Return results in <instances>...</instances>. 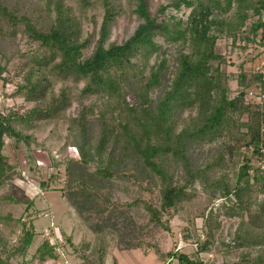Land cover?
I'll list each match as a JSON object with an SVG mask.
<instances>
[{"label":"trees","instance_id":"16d2710c","mask_svg":"<svg viewBox=\"0 0 264 264\" xmlns=\"http://www.w3.org/2000/svg\"><path fill=\"white\" fill-rule=\"evenodd\" d=\"M76 1L81 15L67 0H0V79L14 85L10 97L31 104L26 109H0V188L21 174L19 164L6 153L8 145L15 155L25 152L30 158L32 145H40L33 132L66 121V140L58 155L51 153L52 171L40 180V186L48 190L62 174L65 177L60 187L64 200L95 234L93 254L83 257L87 264H107L104 243L108 235L117 250L154 249L166 264H230L217 259L229 252L237 256L232 264H264V103L249 98L253 90L264 97V73L240 66L238 91L230 95L228 77L222 70L228 60L216 50L219 35L215 31H223V24L209 17L212 6L219 8L224 2L228 11L235 2L248 0H174L156 11L152 0ZM199 7L196 23L177 16L186 8L196 11ZM96 8L102 11L101 24L84 38L82 16ZM248 8L250 17L257 20L246 38L250 40L252 35L264 45V0H249ZM124 11L136 16L138 26L126 41L108 43L116 19ZM173 11L177 14L170 15ZM160 37L174 43L185 39L191 48L180 54L169 86L154 98L167 68L164 58L152 66L149 63L160 51ZM94 41L92 54L84 56ZM58 84L60 89L55 92ZM78 84L82 86L73 93ZM80 99L91 101L82 103L78 114L72 115L70 108ZM193 108L196 116L178 130L179 116ZM95 123L99 125L97 139L92 132ZM233 139L244 149L233 183L211 178L223 163V153L202 167L193 166L190 142L223 140L235 152ZM70 147L77 156L71 155ZM127 161L133 163L131 168L120 166ZM169 161L181 164L182 183L177 180V170L168 167ZM141 170L155 186L141 181ZM198 180L213 189L212 197L216 190L226 198L233 197L227 208L230 215L240 216V224L228 240L216 235L221 223L213 219L225 208L222 204L205 220V240L195 232L192 220L195 253L164 252L157 238L171 231V218L179 208L191 205ZM118 181L150 192L157 189L159 205L141 196L124 202L114 199L110 187ZM139 209L143 219L128 215ZM196 215L203 216L204 209ZM22 225L18 245L0 247V264H11L15 253L32 244L37 231L31 215ZM68 241L71 243L70 237ZM203 253L216 257L206 260ZM37 256L40 262L57 258L58 243L44 240ZM112 264H119L116 258Z\"/></svg>","mask_w":264,"mask_h":264},{"label":"rangeland","instance_id":"374dc122","mask_svg":"<svg viewBox=\"0 0 264 264\" xmlns=\"http://www.w3.org/2000/svg\"><path fill=\"white\" fill-rule=\"evenodd\" d=\"M172 1L174 0H152L151 6L153 11H156L160 5L169 4ZM67 3L77 10L78 15H81L76 0H67ZM224 5L225 3L222 2V6L219 8L212 6V10H210L212 14L209 17L213 20H220L223 24V31L220 32L218 28L215 31L219 35L216 50L227 57L228 63L222 65V70L226 72L230 95L233 96L238 91L237 75L240 71V66L248 72L261 70L264 73V45L258 43L256 41L257 38H254L252 35L249 36L250 40L246 38V32L257 20V17H250L249 0L235 2L232 9L228 11L225 10ZM85 13L86 16H82L84 38L88 37L96 27L98 30L102 21V11L100 8L89 9ZM199 13L200 7L196 11L193 8H186L178 14L173 11L170 15L177 14L179 19L185 21L191 19L193 23H196ZM170 15H166V17L173 22L174 19ZM164 17V15L161 16L163 19ZM138 24L139 21L136 19V16H132L128 11L122 12L117 17L116 23L111 30L108 43H122L126 41L131 37ZM253 38L255 40H252ZM158 42L161 48L158 54L152 56L149 62L150 66L154 64L155 60L164 58L167 68L161 86L153 92L154 98L160 96L162 90H165L169 86L176 71L180 54L189 53L191 48L190 42H187L185 39L174 43L160 37L158 38ZM94 46L95 41L84 50V56L91 55ZM60 86V84L56 85L55 92L59 91ZM81 86L82 84H78L77 87H73V93H77L78 87ZM13 90V84H3V81L0 79V109H17L19 106L24 107V109L30 108L31 104L29 102L24 101L22 98L9 96ZM253 91L252 95L249 96L250 100L259 104L264 103V97L256 94L255 90ZM90 101V99L74 100L70 113L77 115L81 104ZM196 113L197 109L194 108L183 112L179 116L177 129L180 130L181 127L187 125V122L195 117ZM242 119H246V117ZM68 125L69 123L66 121L60 123L54 122L43 125L41 129L34 131L33 135L40 145H32L30 158L25 155V152H19L15 155L9 145L6 148V153L11 156L12 161L19 164L21 174L11 178L0 188V247L5 245L7 249H10L18 245L22 235V223L27 219L28 214L31 215L32 222L37 231L32 244L21 253H15L10 258L11 264H87L83 257L93 254L92 248L95 245V234L86 221L64 200L60 190L61 182L65 179L63 174L60 176L59 181L53 184L52 188L44 190L40 186V180L47 179L52 171L50 155L51 153L58 155V151L64 144L66 135L69 132ZM92 132L94 139H97L99 136L98 123L93 125ZM225 141H228V139ZM232 143H234V148H237L235 152L229 151L223 140L213 143L190 142L188 154L191 156L190 159L194 167H202L208 161L213 160L218 153H223V163L218 170H214L211 173V178H219L225 182L233 183L239 167L238 165L242 161V153L240 152L244 151V149L238 143H235L234 139ZM70 152L71 155L77 156L74 147H70ZM132 165L131 161H127L120 166L131 168ZM167 165L177 170V180L182 183L184 175L181 172V164L169 161ZM138 176L148 186H155L154 180L150 179L146 172L141 170ZM110 189L112 197L123 202L132 200L138 196L155 205H159L160 202L159 191L157 189L150 192L119 181L113 182ZM192 191L193 198L191 205L187 204L179 208L171 218V231L162 232L157 238L164 252L174 249L187 254L195 253L197 243L195 242L193 224L195 232L199 234L200 239L202 241L205 240L208 231L205 220L211 212L218 211L222 204H225V208L218 214V217L215 216L213 219V222L218 221L221 223L219 229L216 231V235L226 236V240H228L229 235L233 234L240 224V216L238 214L230 215V210L227 208L233 203L232 196L226 198L220 194L219 190H216L213 192L215 196L212 197L213 189L210 191L199 180ZM202 209H204V215L195 216ZM143 214L142 209L133 210L128 213V215L139 219H143ZM192 220H194L193 224ZM186 235L190 236L186 238ZM68 237H70L71 243L68 241ZM46 239H51L58 243V257L40 262L37 250ZM116 247L111 237L109 235L106 236L104 248L107 250L105 255V262L107 264H112L113 258H116L119 264H166L155 253L154 249L139 248L119 251ZM201 255L206 260L216 257L212 253H203ZM217 257L219 262L227 261L230 264L237 259L234 252L225 253ZM172 264H178V262L173 261Z\"/></svg>","mask_w":264,"mask_h":264},{"label":"built area","instance_id":"2783aa9c","mask_svg":"<svg viewBox=\"0 0 264 264\" xmlns=\"http://www.w3.org/2000/svg\"><path fill=\"white\" fill-rule=\"evenodd\" d=\"M250 95H252V93H250Z\"/></svg>","mask_w":264,"mask_h":264}]
</instances>
